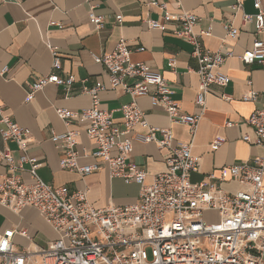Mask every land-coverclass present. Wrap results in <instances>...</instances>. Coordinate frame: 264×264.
I'll use <instances>...</instances> for the list:
<instances>
[{
	"label": "built area",
	"instance_id": "built-area-1",
	"mask_svg": "<svg viewBox=\"0 0 264 264\" xmlns=\"http://www.w3.org/2000/svg\"><path fill=\"white\" fill-rule=\"evenodd\" d=\"M180 5L182 0H173ZM234 15L242 13L243 23L255 25L256 39L250 49L240 56L245 65H264V9L262 0H254V15L243 12L242 0H235ZM153 5L165 12L164 22L147 19L150 29L165 32L176 22L180 28L174 35L192 47L200 86L195 104L204 109L212 86L227 87L231 78L222 72L232 52H213L204 49L200 37L211 36L212 29L198 35L194 32L199 18L182 9L179 14L166 12L164 3ZM118 22L122 17L118 16ZM89 20L97 31L104 27V17L93 10ZM226 38L236 41L239 29L232 22L224 25ZM53 69L61 68L57 51H53ZM94 62L106 68L113 90L122 88L132 102L119 110L123 127L114 124L112 114L100 109V93L106 87H84L92 97V105L81 112L57 109L58 117L67 127L63 134L52 133L51 140L63 153L60 166L83 178L99 172L101 164L108 167L112 179L140 186L138 201L129 206H109L96 209L89 202L88 190L71 191L69 187H54L40 177L41 163L28 153L31 131L21 127L0 110V123L5 125L1 136L5 142L17 145L20 157L11 150H0V162L8 172L0 181V205L20 213L31 207L53 229L57 239L46 247L18 248L13 238L19 235L30 240L25 228L0 232V264H264V155L256 157L253 165L243 163L227 168L232 181L239 185L235 194L218 185L214 175L204 183H193L191 175L200 171L201 159L193 155V143H180L169 129L152 126L138 106V100L148 98L153 107L162 108L172 124L186 126L194 138L202 116L183 113L172 96L173 90L159 72L144 63L132 60L127 41L121 39L115 50L107 55H93ZM170 67H176L171 59ZM7 70L1 71L5 75ZM134 80L128 83L127 80ZM74 78H62L56 73L39 77L29 87L27 102L48 85L69 89ZM243 95L244 102L258 103L264 94L252 89ZM223 99L230 100L226 95ZM74 120L87 123L85 131L94 151H77L79 131L69 128ZM247 124L254 130V138L243 137L246 143L264 149V103L251 115ZM232 126V124H228ZM140 128L143 132L136 131ZM155 143L171 154L167 172L154 177L147 184V173L131 161L133 143ZM223 139L212 146L220 148ZM113 150L117 155L113 156ZM93 158L97 164L81 166V159ZM28 173L30 181L23 180ZM216 213L219 221L207 223L203 214Z\"/></svg>",
	"mask_w": 264,
	"mask_h": 264
},
{
	"label": "crops",
	"instance_id": "crops-1",
	"mask_svg": "<svg viewBox=\"0 0 264 264\" xmlns=\"http://www.w3.org/2000/svg\"><path fill=\"white\" fill-rule=\"evenodd\" d=\"M153 3H164L166 12L179 14L182 9L199 18L194 32L212 29L211 36H202L204 49L223 53L232 52L222 68L231 78L227 87L212 86L204 109L195 104L200 86L196 70L198 64L192 57V47L174 35L180 24L173 22L168 30H153L147 19L164 22L165 12ZM235 0H182L180 5L173 0H0V110L5 117L31 131L28 153L41 163L39 175L54 187L67 186L71 191L88 190L89 202L96 209L109 206H129L138 201L140 186L126 184L122 179H112L108 167L83 178L77 173L65 171L60 166L63 158L51 140L52 133L63 134L67 127L58 117L57 109L81 112L92 105V97L83 92L84 87L105 86L100 93V109L112 114L113 122L123 127V116L119 111L130 104L132 98L122 88L113 90L106 68L96 64L93 55L111 54L119 41L125 39L132 60L144 63L154 72L161 73L173 90V100L181 106L183 113L202 116L193 138L186 126L172 124L167 113L160 107H153L148 98L138 100V106L146 114L152 126L169 129L180 143H193V155L201 159L200 171L193 173V183L207 181L214 175L224 191L235 194L239 185L232 181L229 167L249 163L264 155V149L243 141L249 135L254 138L253 128L247 124L251 115L264 103L242 100L252 89L264 94V65H245L240 56L253 46L256 39L255 25L243 23L242 13L234 15ZM243 12L254 15V0H242ZM264 9V0H262ZM104 17V27L97 31L90 23L89 13ZM122 21L118 22L117 17ZM232 22L239 29L236 41L226 38L224 25ZM53 51L61 60V68L53 69ZM176 60L172 69L170 60ZM7 70L5 75L1 71ZM52 73L62 78H74L69 88L56 84L48 85L27 102L30 85L39 77ZM134 83V80H127ZM226 95L230 100L223 99ZM232 124V126H228ZM87 123L74 120L70 130L79 131L77 151H94V146L85 131ZM5 125L0 123V131ZM137 132H143L140 128ZM223 139V145L215 149L212 144ZM9 149L18 159L21 153L13 142H5L0 132V150ZM168 150L159 149L155 143L135 141L131 161L147 173V184L158 174L167 172ZM113 156L117 150H113ZM81 166L97 164L93 158L81 159ZM6 166L0 162V181L7 175ZM23 180L30 181L28 173ZM216 214V213H214ZM217 215V214H216ZM25 228L30 240L15 235L13 241L20 249L46 247L57 239L56 233L35 208H25L16 213L0 205V232Z\"/></svg>",
	"mask_w": 264,
	"mask_h": 264
},
{
	"label": "rangeland",
	"instance_id": "rangeland-1",
	"mask_svg": "<svg viewBox=\"0 0 264 264\" xmlns=\"http://www.w3.org/2000/svg\"><path fill=\"white\" fill-rule=\"evenodd\" d=\"M203 219L207 223H217L219 221L218 216L214 213L203 214Z\"/></svg>",
	"mask_w": 264,
	"mask_h": 264
}]
</instances>
